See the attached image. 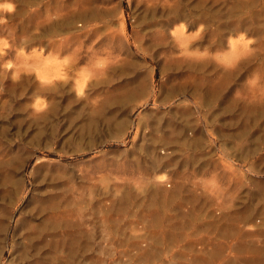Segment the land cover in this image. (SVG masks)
Instances as JSON below:
<instances>
[{
  "label": "rangeland",
  "instance_id": "obj_1",
  "mask_svg": "<svg viewBox=\"0 0 264 264\" xmlns=\"http://www.w3.org/2000/svg\"><path fill=\"white\" fill-rule=\"evenodd\" d=\"M0 264H264V0H0Z\"/></svg>",
  "mask_w": 264,
  "mask_h": 264
},
{
  "label": "bare ground",
  "instance_id": "obj_2",
  "mask_svg": "<svg viewBox=\"0 0 264 264\" xmlns=\"http://www.w3.org/2000/svg\"><path fill=\"white\" fill-rule=\"evenodd\" d=\"M219 89V88H218ZM214 91V90H213ZM219 92L221 91V89L220 90H218ZM216 92V91H215ZM208 94V93H207ZM218 94V93H217ZM220 94H221V92H220ZM213 95L215 96V94H214V92H213Z\"/></svg>",
  "mask_w": 264,
  "mask_h": 264
}]
</instances>
